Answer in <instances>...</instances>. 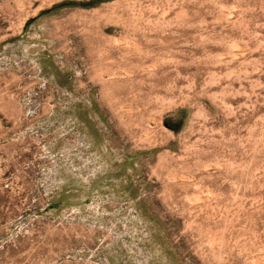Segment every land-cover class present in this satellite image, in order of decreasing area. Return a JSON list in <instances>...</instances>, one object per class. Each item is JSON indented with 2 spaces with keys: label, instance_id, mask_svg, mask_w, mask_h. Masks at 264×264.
<instances>
[{
  "label": "rangeland",
  "instance_id": "1",
  "mask_svg": "<svg viewBox=\"0 0 264 264\" xmlns=\"http://www.w3.org/2000/svg\"><path fill=\"white\" fill-rule=\"evenodd\" d=\"M0 264H264V0H0Z\"/></svg>",
  "mask_w": 264,
  "mask_h": 264
}]
</instances>
